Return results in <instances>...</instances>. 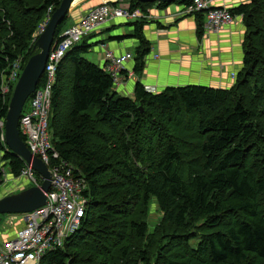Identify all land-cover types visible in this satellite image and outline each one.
Here are the masks:
<instances>
[{
	"label": "trees",
	"instance_id": "1",
	"mask_svg": "<svg viewBox=\"0 0 264 264\" xmlns=\"http://www.w3.org/2000/svg\"><path fill=\"white\" fill-rule=\"evenodd\" d=\"M61 3L0 0V151L14 178L26 164L5 144L10 100L1 94L2 74L38 52V28ZM151 5L131 2L143 11ZM231 12L243 15L246 28L243 69L232 88L185 85L156 93L137 82L133 96L122 95L111 75L86 58L97 42L67 52L49 129L61 159L86 179L88 204L76 232L41 264L264 262V0ZM196 19L201 35L203 15ZM131 24L140 75L151 52L147 23ZM93 106L94 117L87 113ZM151 205L161 214L153 232L146 222Z\"/></svg>",
	"mask_w": 264,
	"mask_h": 264
},
{
	"label": "built area",
	"instance_id": "2",
	"mask_svg": "<svg viewBox=\"0 0 264 264\" xmlns=\"http://www.w3.org/2000/svg\"><path fill=\"white\" fill-rule=\"evenodd\" d=\"M131 2L132 0H105L65 28L56 39L49 54L43 84L39 85L28 100L29 108L25 110L26 104L20 120L21 136L33 155L48 166L53 175L52 186L46 194L47 204L44 207L24 215L5 216L0 229V264H41L48 252L65 246L86 215L88 202L84 193L88 189V183L82 174H77L74 166L61 159L52 143L49 129L58 68L69 50L103 26L118 21L146 22L151 18L152 10L132 9ZM52 14V8L48 9L38 28V37L45 31ZM197 14L203 15L205 35L220 34L237 18L225 0H189V3L183 5L182 15ZM101 49L104 62L102 67L113 78L114 88L120 91L130 79L124 71L135 56L131 52L116 54L106 45L101 46ZM23 69L22 59H18L8 74H2L1 94L4 101L11 100ZM232 77L236 78V74ZM146 89L154 92V88ZM4 165V162L0 163V187L7 180L21 178L26 187L42 184L41 177L31 166L26 164L21 175L14 178L10 172L5 171ZM13 220L23 226L12 236L7 227Z\"/></svg>",
	"mask_w": 264,
	"mask_h": 264
},
{
	"label": "crops",
	"instance_id": "3",
	"mask_svg": "<svg viewBox=\"0 0 264 264\" xmlns=\"http://www.w3.org/2000/svg\"><path fill=\"white\" fill-rule=\"evenodd\" d=\"M79 1H76L74 6ZM103 1L105 0H96L81 6L78 12L73 14L75 22L80 20L89 9ZM225 2L233 8L249 0H225ZM174 4L164 7L159 4L151 5V18L146 21L144 27L146 38L152 43L151 56L146 60L145 68L140 75L134 71V60L127 65L124 74L130 79L124 88L118 91L122 95L133 96L137 82L142 83L145 88H154L156 93L167 87L205 85L228 88L234 84L233 79L236 78L232 75L239 72L243 61L242 45L246 33L243 17L238 15L235 22L220 34L199 35L196 16L182 15L183 5ZM128 26L131 27L128 29L129 32L126 28L113 27L112 24L103 26L97 32L100 38L95 45L100 54L98 53L97 59L91 57L90 60L103 66L101 49L103 45L116 54L131 52L135 56V49L139 43L134 38H125L133 35V25ZM117 37L119 40L114 41L113 39ZM218 39L222 41L224 49L222 55L215 50ZM22 226L13 220L7 229L13 236Z\"/></svg>",
	"mask_w": 264,
	"mask_h": 264
},
{
	"label": "water",
	"instance_id": "4",
	"mask_svg": "<svg viewBox=\"0 0 264 264\" xmlns=\"http://www.w3.org/2000/svg\"><path fill=\"white\" fill-rule=\"evenodd\" d=\"M78 0H62L53 12L45 31L38 37V50L26 63L14 88L5 119V144L12 154L22 159L42 179L40 186H34L0 198V216L32 213L47 204L46 194L50 191L53 175L48 166L34 156L20 133V120L25 105L38 89L44 77L50 51L56 42L58 27L71 14L73 4ZM82 0H80L81 2ZM177 0H140L142 3L172 5Z\"/></svg>",
	"mask_w": 264,
	"mask_h": 264
},
{
	"label": "rangeland",
	"instance_id": "5",
	"mask_svg": "<svg viewBox=\"0 0 264 264\" xmlns=\"http://www.w3.org/2000/svg\"><path fill=\"white\" fill-rule=\"evenodd\" d=\"M92 1H96V0H82L81 2H77V5L74 6L71 10V14H70V17L68 18L67 20V23H66V26L65 28L67 27H70L71 25H73L75 23V20L73 18V14L77 11L78 12V9H80L81 6H83L84 4H88ZM175 5V4H173ZM76 12V13H77ZM75 13V14H76ZM75 16V15H74ZM120 23V24H119ZM116 23H113L112 26L113 27H118V28H126V30L128 31V29H131L130 26H128L129 24L124 22V21H119L117 22V24L115 25ZM128 24V25H127ZM115 25V26H114ZM110 27V26H108ZM112 27V28H113ZM111 28V29H112ZM99 31V30H98ZM96 31L95 33H93L91 36L89 37H86L84 38L83 40H81L76 46H82L84 43H87V44H93V42H97V40L100 38V34ZM129 32V31H128ZM95 34V35H94ZM125 38H128V37H125ZM219 38V37H218ZM243 43H244V40H243ZM238 45V43H236ZM216 45L217 47L215 48V50L220 54H224V49L222 48V41H220V39H218L216 41ZM243 46V45H242ZM97 46H91L90 48V51L89 53L86 54V58L88 60L91 59V57H94V59H97V56H98V53L100 54V52L96 49ZM150 48H151V51H152V43L150 42ZM243 58H244V48H243ZM151 56V52L150 54L147 56L146 60L148 59V57ZM90 57V58H89ZM243 69V61H242V64L240 66V70L239 72ZM238 72V73H239ZM235 80L234 81V84L236 82V79H233ZM233 84V85H234ZM233 85H231L230 87L228 88H232ZM125 93V92H123ZM129 96V95H128ZM29 108V102L27 103L26 107H25V110H27ZM98 112V109L96 106H93L92 108H90V110H88V114L91 115L92 117H94ZM2 156H3V152L0 151V163H2ZM3 168L5 169V171L8 173L9 170H8V166H3ZM33 187V185H28L27 187L24 185V179L21 178L19 180L17 179H11V180H7L1 187H0V198L2 197H5L7 195H10V194H13V193H16V192H20L26 188H31ZM17 188V189H16ZM148 218L146 219L149 224V230L150 232H153L155 230V228L159 225L160 223V220H161V214L158 212L157 210V207L155 205H151L149 210H148ZM6 217H4L5 219ZM3 219V221H4ZM254 264H264V262L262 261H254Z\"/></svg>",
	"mask_w": 264,
	"mask_h": 264
},
{
	"label": "bare ground",
	"instance_id": "6",
	"mask_svg": "<svg viewBox=\"0 0 264 264\" xmlns=\"http://www.w3.org/2000/svg\"><path fill=\"white\" fill-rule=\"evenodd\" d=\"M75 4V3H74ZM74 4H73V6H74Z\"/></svg>",
	"mask_w": 264,
	"mask_h": 264
}]
</instances>
